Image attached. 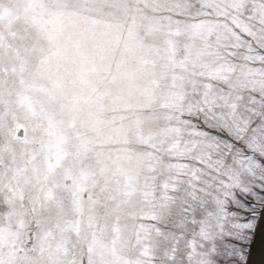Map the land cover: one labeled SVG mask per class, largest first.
<instances>
[{"label": "snow or ice", "instance_id": "snow-or-ice-1", "mask_svg": "<svg viewBox=\"0 0 264 264\" xmlns=\"http://www.w3.org/2000/svg\"><path fill=\"white\" fill-rule=\"evenodd\" d=\"M264 240V0H0V264H249Z\"/></svg>", "mask_w": 264, "mask_h": 264}, {"label": "bare ground", "instance_id": "bare-ground-1", "mask_svg": "<svg viewBox=\"0 0 264 264\" xmlns=\"http://www.w3.org/2000/svg\"><path fill=\"white\" fill-rule=\"evenodd\" d=\"M249 264H264V240L261 239L259 230L251 246Z\"/></svg>", "mask_w": 264, "mask_h": 264}, {"label": "rangeland", "instance_id": "rangeland-1", "mask_svg": "<svg viewBox=\"0 0 264 264\" xmlns=\"http://www.w3.org/2000/svg\"><path fill=\"white\" fill-rule=\"evenodd\" d=\"M252 246V245H251ZM250 250H251V247H250ZM249 256H250V252H249Z\"/></svg>", "mask_w": 264, "mask_h": 264}]
</instances>
